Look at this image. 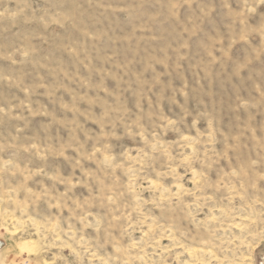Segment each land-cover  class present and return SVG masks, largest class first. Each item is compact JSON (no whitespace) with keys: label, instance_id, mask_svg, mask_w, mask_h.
Masks as SVG:
<instances>
[{"label":"rangeland","instance_id":"obj_1","mask_svg":"<svg viewBox=\"0 0 264 264\" xmlns=\"http://www.w3.org/2000/svg\"><path fill=\"white\" fill-rule=\"evenodd\" d=\"M0 264H264V0H0Z\"/></svg>","mask_w":264,"mask_h":264},{"label":"bare ground","instance_id":"obj_2","mask_svg":"<svg viewBox=\"0 0 264 264\" xmlns=\"http://www.w3.org/2000/svg\"><path fill=\"white\" fill-rule=\"evenodd\" d=\"M29 245H30V242H27V241H26L24 244H22V248H24V249H25V248H26L25 246H27V247H28Z\"/></svg>","mask_w":264,"mask_h":264}]
</instances>
